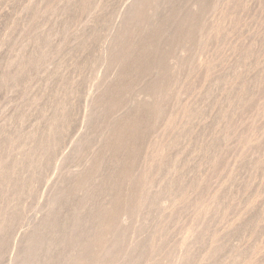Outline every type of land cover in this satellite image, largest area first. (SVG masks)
I'll return each mask as SVG.
<instances>
[{
  "label": "rangeland",
  "instance_id": "rangeland-1",
  "mask_svg": "<svg viewBox=\"0 0 264 264\" xmlns=\"http://www.w3.org/2000/svg\"><path fill=\"white\" fill-rule=\"evenodd\" d=\"M0 168V264H264V0H0Z\"/></svg>",
  "mask_w": 264,
  "mask_h": 264
},
{
  "label": "bare ground",
  "instance_id": "bare-ground-1",
  "mask_svg": "<svg viewBox=\"0 0 264 264\" xmlns=\"http://www.w3.org/2000/svg\"><path fill=\"white\" fill-rule=\"evenodd\" d=\"M34 1H35V0H34ZM55 1H56V0H55ZM136 1H137V0H136ZM30 2H31V1H30ZM67 2H68V1H67ZM141 2H142V0H141ZM153 2H154V1H153ZM156 2H157V1H156ZM156 2H155V4H156ZM58 3H59V2H58ZM65 3H66V2H65ZM144 3H145V2H144ZM198 3H199V2H198ZM35 4H36V3H35ZM60 4H61V3H60ZM138 4H139V3H138ZM146 4H147V3H146ZM32 5H33V4H32ZM51 5H53V4H51ZM198 5H199V4H198ZM198 5H197V6H198ZM126 6H127V5H126ZM153 6H154V5H153ZM33 7H34V6H33ZM49 7H50V6H49ZM68 7H69V6H68ZM68 7H67V8H68ZM137 7H138V6H137ZM143 7H144V4H143ZM201 7H202V6H201ZM203 7H204V6H203ZM203 7H202V10H203ZM64 8H65V7H64ZM127 8H129V7H127ZM194 8H195V7H194ZM33 9H34V8H33ZM50 9H52V8H50ZM125 9H126V8H125ZM125 9H124V10H125ZM131 10H132V8H131ZM131 10H130V9H129V10L127 9V12H128V11L131 12ZM195 10H196V8H195ZM195 10H194V11H195ZM32 11H33V10H32ZM32 11H31V12H32ZM50 11H51V10H50ZM140 11H141V10H140ZM52 12H53V11H52ZM125 12H126V11H125ZM125 12H124V13H125ZM130 12H129V13H130ZM196 12H197V11H196ZM24 14H25V13H24ZM32 14H33V13H32ZM57 14H58V13H57ZM26 15H27V14H26ZM33 15H34V14H33ZM123 15H124V14H123ZM132 16H133V15H132ZM56 17H57V16H56ZM114 17H115V16H114ZM124 17H125V15H124ZM113 20H114V18H113ZM113 20H112V21H113ZM125 20H126V19H125ZM125 20H124V21H125ZM155 21H156V20H155ZM125 22H126V21H125ZM128 22H129V21H128ZM130 22H131V20H130ZM134 22H135V21H134ZM152 22H153V21H152ZM157 22H158V21H157ZM111 23H112V22H111ZM114 23H115V22H114ZM153 23H154V22H153ZM182 23H183V22H182ZM184 23H185V22H184ZM117 24H118V22H117ZM185 25H186V24H185ZM112 26H113V25H112ZM121 26H122V25H121ZM121 26H120V27H121ZM117 27H118V26H117ZM117 27H115V28H117ZM120 27L117 28V31L120 30ZM190 27H191V26H190ZM111 28H112V27H111ZM185 28H186V27H185ZM129 29H130V28H129ZM178 29H179V27H178ZM178 29H177V31H178L179 33L183 32L182 30H181V32H180ZM108 30H109V29H108ZM112 30H113V29H112ZM177 31H176V32H177ZM183 33H184V32H183ZM184 34H185V33H184ZM116 35H117V34H114V36H116ZM121 35H122V34H121ZM179 35H180V34H179ZM181 36H182V35H181ZM185 36H186V34H185ZM6 37H7V36H6ZM6 37H5V38H6ZM106 37H109V36L107 35ZM110 37H111V36H110ZM5 38H4V39H5ZM10 38H11V37H10ZM181 38H182V37H181ZM109 39H110V38H109ZM121 39H122V38H121ZM124 39H125V38H124ZM144 39H145V38H144ZM6 40H7V39H6ZM101 40H102V39H101ZM105 40H107V39H105ZM105 40H104V42H105ZM117 40H118V39H117ZM126 40H127V39H126ZM3 41H4V40H3ZM112 41H113V40H112ZM112 41L107 43V45H106V47H105V50H106V51H109V50H110V47H111L112 45H114V44L112 43ZM144 41H145V40H144ZM7 43H8V41H7ZM123 44H124V43H123ZM13 45H14V44H13ZM140 45H141V44H140ZM11 49H12V48H11ZM114 50H115V49H114ZM116 50H117V49H116ZM9 53H10V52H9ZM123 53H124V52H123ZM108 54H109V52H108ZM108 54H107V55H108ZM125 56H126V55H125ZM7 57H8V55H7ZM122 58H123V55H122ZM8 59H9V58H8ZM124 59H125V58H124ZM117 60H118V59H117ZM122 60H123V59H122ZM126 60L128 61V59H126ZM126 60H124V61H126ZM118 61H119V60H118ZM120 61H121V60H120ZM11 63H12V62H11ZM124 63H125V62H124ZM11 65L13 66L14 64H11ZM17 65H18V64H17ZM110 65H111V64H110ZM105 66H106V65H105ZM107 66H109V64H108ZM117 66H119V65H117ZM123 66H124V65H123ZM119 67H120V66H119ZM119 67H118V69H119ZM114 69H115V68H114ZM114 69H112V70H114ZM116 69H117V67H116ZM116 69H115V70H116ZM109 70H110V69H109ZM127 70H129V69H127ZM153 70H154V69H153ZM156 70H157V69H156ZM156 70H155V71H156ZM106 71H108V70H106ZM118 71H119V70H118ZM109 72H110V71H109ZM111 72H112V71H111ZM127 72H128V71H127ZM103 73H105V71H103ZM116 73H117V72H116ZM104 75H105V74H104ZM101 76H102V75H101ZM101 76H100V77H101ZM126 76H127V75H126ZM154 76H155V75H154ZM160 76H161V75H160ZM105 77H106V76H105ZM105 77H102V78H105ZM115 77H116V76H115ZM152 77H153V76H152ZM157 77H159V76H157ZM157 77H156V79H157ZM96 78H97V77H96ZM98 78H99V77H98ZM106 78H108V77H106ZM150 78H151V77H150ZM99 79H100V78H99ZM111 79H112V77H111ZM107 80H108V79H107ZM109 80H110V79H109ZM113 80H114V79H113ZM147 80H148V79H147ZM87 81H88V79H87ZM97 81H98V80H97ZM110 81H111V80H110ZM148 81L150 82V80H148ZM162 81H163V80H162ZM99 83H100V82H99ZM99 83H98V84H99ZM162 83H163V82H162ZM88 84H89V83H88ZM93 84H94V83H93ZM102 84H103V83H102ZM90 85H91V84H90ZM95 85H97V84H95ZM85 86H86V85H85ZM97 86H99V85H97ZM102 86H103V85H102ZM110 86H111V85H110ZM158 86H159V85H158ZM161 86H162V85H161ZM166 86H167V85H166ZM88 87H89V86H88ZM162 87H163V86H162ZM99 88H100V87H99ZM103 88H104V87H103ZM155 88H156V87H155ZM158 88H159V87H158ZM163 88H164V87H163ZM163 88H162V89H163ZM88 89H89V88H88ZM104 89H105V88H104ZM106 89H107V88H106ZM141 89H143V88H141ZM150 89H152V88H150ZM159 89H161V88H159ZM166 89H167V88H166ZM85 90H87V88H86ZM85 90H84V93H85ZM109 90H111V89H109ZM154 90H155V89H154ZM164 90H165V89H164ZM107 91H108V90H107ZM107 91H106V92H107ZM111 91H112V90H111ZM155 91H156V90H155ZM87 92H88V90H87ZM106 92H105V93H106ZM146 92H147V91H146ZM151 92H152V91H151ZM151 92H150V93H151ZM94 93H95V92H94ZM94 93H93V94H94ZM102 93H103V92H102ZM150 93L148 92V94H150ZM160 93H161V92H160ZM85 94H86V93H85ZM87 94H89V93H87ZM97 94H98V93H97ZM89 95H90V94H89ZM95 95H96V94H95ZM95 95H94V96H95ZM85 96H86V95H84V97H85ZM150 96H151V95H150ZM90 97H91V96H90ZM105 97H106V95H105ZM107 97H108V96H107ZM154 97H155V96H154ZM156 97H157V96H156ZM96 98H97V97H96ZM101 98H103V97H101ZM83 99H84V98H83V96H82V100H83ZM88 99H89V98H88ZM90 99H91V98H90ZM90 99H89V101H90ZM97 99H98V98H97ZM103 99H105V98H103ZM151 99H152V98H151ZM84 100L86 101V99H84ZM65 101H66V100H65ZM137 101H138V100H137ZM144 101H145V100H144ZM151 101H152V100H151ZM154 101H155V100H154ZM68 102H69V101H68ZM99 102H100V101H99ZM99 102H98V103H99ZM101 102H102V101H101ZM147 102H148V101H147ZM65 103H66V102H65ZM69 103H70V102H69ZM84 103H85V102H84ZM86 103H87V102H86ZM92 103H93V102H92ZM96 103H97V102H96ZM135 103H136V102H135ZM135 103H134V104H135ZM138 103H141V102L138 101ZM138 103H137V104H138ZM94 104H95V103H94ZM141 104H142V103H141ZM148 104H149V103H148ZM150 104H151V103H150ZM150 104H149V105H150ZM154 104H155V103H154ZM63 105H64V104H63ZM66 105H67V104H66ZM88 105H89V104H88ZM97 105H98V104H97ZM139 105H140V104H139ZM143 105H144V103H143ZM143 105H142V106H143ZM149 105H148V106H149ZM61 106H62V105H61ZM94 106H95V105H94ZM115 106H116V105H115ZM124 106H125V105H124ZM63 107H64V106H63ZM88 107H89V106H88ZM98 107H99V106H98ZM136 107H137V106H136ZM150 107H151V106H149V108H150ZM154 107H155V106H154ZM86 108H87V107H86ZM94 108H95V107H94ZM58 109H59V108H58ZM58 109H57V112H58ZM65 109H66V108H65ZM82 109H83V107H82ZM89 109H90V108H89ZM95 109H97V108H95ZM110 109H111V108H110ZM133 109H135V108H133ZM137 109H139V108H137ZM152 109H153V107H152ZM55 110H56V109H55ZM111 110H112V109H111ZM113 110H114V109H113ZM50 111H51V109H50ZM61 111H62V110H61ZM63 111H64V110H63ZM82 111H83V110H82ZM87 111H88V110H87ZM93 111H94V110H93ZM115 111H116V110H115ZM148 111H149V110H148ZM53 112H54V111H53ZM55 112H56V111H55ZM94 112H95V111H94ZM150 112H151V110H150ZM47 113H48V112H47ZM49 113H50V112H49ZM51 113H52V112H51ZM59 113H60V112H59ZM87 113H88V112H87ZM89 113H90V111H89ZM91 113H92V112H91ZM141 113H142V112H141ZM147 113H148V112H147ZM55 114H56V113H55ZM65 114H66V113H65ZM77 114H78V113H77ZM84 114H85V113H84ZM94 114H95V113H94ZM148 114H149V113H148ZM45 115H46V114H45ZM45 115H44V116H45ZM52 115H53V114H52ZM52 115H51V116H52ZM59 115H60V114H59ZM62 115H63V113H62ZM81 115H82V114H81ZM89 115H91V114H89ZM53 116H54V115H53ZM133 116H134V115H133ZM46 117H47V115H46ZM46 117H45V118H46ZM65 117H66V116H65ZM109 117H110V116H109ZM112 117H113V116H112ZM130 117H131V116H129V118H130ZM48 118H49V117H48ZM52 118H53V117H52ZM61 118H62V117H61ZM61 118H60V120H61ZM78 118H79V117L77 116V119H78ZM88 118H89V117H88ZM117 118H118V117H117ZM139 118H140V117H139ZM56 119H57V118H56ZM62 119H63V118H62ZM112 119H113V118H112ZM133 119H135V117H134ZM136 119H137V118H136ZM143 119H144V118H143ZM48 120H49V119H48ZM86 120H87V119H86ZM127 120H128V119H127ZM140 120H141V119H140ZM81 121H82V120H81ZM90 121H91V120H90ZM113 121H114V120H113ZM113 121H112V122H113ZM135 121H136V120H135ZM137 121H138V120H137ZM141 121H142V120H141ZM49 122H51V121H49ZM55 122H56V121H55ZM82 122H83V121H82ZM114 122H115V121H114ZM128 122H129V120H128ZM128 122H127V123H128ZM58 123H60V122H58ZM65 123H66V122H65ZM119 123H120V122H119ZM122 123H123V122H122ZM80 124H81V123H80ZM117 124H118V123H117ZM120 124H121V123H120ZM131 124H133V123H131ZM53 125H54V124H53ZM56 125H57V124H56ZM56 125H55V126H56ZM59 125H61V123H60ZM123 125H124V124H123ZM129 125H130V124H129ZM129 125H127V126H129ZM133 125H134V124H133ZM138 125H139V124H138ZM51 126H52V125H51ZM67 126H68V125H67ZM67 126H66V128H67ZM74 126H75V125H74ZM84 126H85V125H84ZM112 126H113V125H112ZM119 126H120V125H119ZM60 127H61V126H60ZM60 127H59V128H60ZM63 127H64V126H63ZM76 127H77V126H76ZM85 127H86V126H85ZM85 127H84V128H85ZM110 127H111V126H110ZM113 127H114V126H113ZM125 127H126V126H125ZM136 127H137V126H136ZM80 128L82 129L81 126H80ZM80 128H79V130H80ZM86 128H88V127H86ZM47 129H48V128H47ZM57 129H58V128H57ZM125 129H126V128H125ZM59 130H60V129H59ZM63 130H64V128H63ZM70 130H71V129H70ZM77 130H78V129H77ZM85 130H86V129H85ZM85 130H84V131H85ZM113 130H114V129H113ZM123 130H124V128H123ZM126 130H127V129H126ZM47 131H48V130H47ZM60 131H62V129H61ZM84 131H82V132H84ZM107 131H108V130H107ZM110 131H112V130H110ZM116 131H117V130H116ZM49 132H51V131H49ZM52 132H53V131H52ZM67 132H68V131H67ZM74 132H75V131H74ZM74 132H72V133H74ZM80 132H81V131H80ZM85 132H86V131H85ZM88 132H89V130H88ZM47 133H48V132H47ZM65 133H66V132H65ZM89 133H90V132H89ZM108 133H109V132H107V134H108ZM113 133H114V132H113ZM127 133H128V132H127ZM42 134H43V133H42ZM107 134H106V135H107ZM47 135H48V134H47ZM81 135H82V134H81ZM111 135H112V134H111ZM118 135H119V134H118ZM124 135H125V134H124ZM140 135H141V134H140ZM44 136H45V135H44ZM75 136H76V135H75ZM84 136H85V135H84ZM108 136H110V135H108ZM108 136H107V137H108ZM113 136H114V134H113ZM126 136H127V135H126ZM126 136H125V137H126ZM136 136H137V134H136ZM138 136H139V135H138ZM86 137H87V135H86ZM86 137H85V138H86ZM110 137H111V136H110ZM110 137H109V138H110ZM116 137H117V136H116ZM119 137H121V136H119ZM119 137H118V138H119ZM133 137H134V136H133ZM114 138H115V137H114ZM127 138H128V137H126V139H127ZM47 139H48V138H47ZM65 139H66V138H65ZM122 139H123V138H122ZM126 139H124V140H126ZM128 139H129V138H128ZM133 139H134V138H133ZM105 140H106V139H105ZM117 140H118V139H117ZM117 140H116V141H117ZM120 140H121V139H120ZM81 141H82V140H81ZM81 141H80V142H81ZM109 141H110V140H109ZM135 141H136V140H135ZM75 142H77V141H75ZM87 142H88V141H87ZM98 142H99V141H98ZM98 142H97V143H98ZM100 142H101V141H100ZM107 142H108V141H107ZM111 142H113V141H111ZM117 142H119V140H118ZM58 143H59V142H58ZM81 143H82V142H81ZM81 143H79V144H81ZM113 143H114V142H113ZM63 144H64V143H63ZM117 144H118V143H117ZM128 144H129V143H128ZM76 145H77V144H76ZM76 145H75V147H76ZM104 145H105V143H104ZM104 145H103V146H104ZM111 145H112V144H111ZM120 145H121V144H120ZM124 145H125V144H124ZM62 146H64V145H62ZM107 146H108V145H107ZM117 146H119V145H117ZM162 146H163V145H162ZM72 147H73V146H72ZM77 147H78V145H77ZM77 147H76V148H77ZM111 147H112V146H111ZM114 147H115V146H114ZM114 147H113V148H114ZM123 147H124V146H123ZM73 148H74V147H73ZM115 148H116V147H115ZM128 148H129V147H128ZM161 148H162V147H161ZM167 148L169 149V147H167ZM64 149H65V148H64ZM109 149H110V148H109ZM157 149H158V148H157ZM77 150H78V149H77ZM111 150H113V149H111ZM121 150H122V149H121ZM161 150H162V149H161ZM163 150H164V149H163ZM113 151H114V150H113ZM113 151H112V152H113ZM115 151H116V150H115ZM164 151H165V150H164ZM166 151H167V150H166ZM63 152H64V151H63ZM112 152H111V153H112ZM117 152H119V151H116V153H117ZM120 152H121V151H120ZM120 152H119V153H120ZM131 152H132V151H131ZM74 153H75V152H74ZM106 153H107V152H106ZM145 153H146V152H145ZM121 154H122V153H121ZM124 154H125V153H124ZM130 154L133 155V153H130ZM162 154H163V153H162ZM39 155H40V154H39ZM68 155H69V154H67L66 156H68ZM71 155H72V154H71ZM89 155H90V154H89ZM147 155H148V154H147ZM155 155H156V154H155ZM155 155H154V156H155ZM18 156H19V155H18ZM73 156H74V155H73ZM86 156H87V155H86ZM112 156H113V155H112ZM130 156H131V155H130ZM38 157H39V156H38ZM71 157H72V156H71ZM127 157H128V156H127ZM127 157H126V158H127ZM135 157H136V154H135ZM145 157H146V156H145ZM65 158H66V157H65ZM111 158H112V157H111ZM120 158H123V157L120 156ZM124 158H125V157H124ZM126 158H125V159H126ZM143 158H144V157H143ZM63 159H64V158H63ZM70 159H71V158H70ZM113 159H115V158L113 157ZM129 159H130V158H129ZM134 159H135V158H134ZM136 159H137V158H136ZM88 160H89V159H88ZM119 160H120V159H119ZM119 160H118V161H119ZM131 160H132V159H131ZM146 160H147V159H146ZM160 160H162V159H160ZM113 161H116V159L113 160ZM123 161H124V160H123ZM133 161H134V160H133ZM133 161H132V163L135 162V161H134V162H133ZM142 161H143V160H142ZM144 161H145V159H144ZM63 162H65V161H63ZM69 162H70V161H69ZM128 162H129V160H128ZM82 163H83V162H82ZM114 163H115V162H113L112 164H114ZM117 163H118V162H117ZM125 163H126V161H125ZM160 163H161V162H160ZM62 164H63V163H62ZM121 164H123V163L121 162ZM126 164H127V163H126ZM149 164H150V163H149ZM84 165H85V164H84ZM130 165H131V163H130ZM130 165H129V166H130ZM133 165H134V164H133ZM59 166H60V165H59ZM72 166H73V165H72ZM86 166H87V165H86ZM111 166H112V165H111ZM129 166H128V167H129ZM155 166H156V165H155ZM60 167H61V166H60ZM116 167H117V166H116ZM55 168H56V167H55ZM64 168H65V167H64ZM77 168H78V167H77ZM84 168H85V167H84ZM126 168H127V167H126ZM170 168H171V167H170ZM0 169H1V168H0ZM75 169H76V168H75ZM114 169H115V168H114ZM124 169H125V168H124ZM129 169H130V168H129ZM175 169H176V168H175ZM67 170H68V169H67ZM112 170H113V169H112ZM131 170H132V168H131ZM151 170H153V169H151ZM59 171H60V170H59ZM59 171H58V172H59ZM76 171H77V169H76ZM132 171H133V170H132ZM144 171H145V170H144ZM55 172H56V171H55ZM129 172H131V171H129ZM147 172H148V170H147ZM67 173H68V172H67ZM77 174H78V173H77ZM81 175H82V174H81ZM121 175H122V174H121ZM128 175H129V174H128ZM132 175H133V174H132ZM90 176H91V175H90ZM95 176H96V175H95ZM99 176H100V175H99ZM130 176H131V175H130ZM133 176H134V175H133ZM169 176H170V175H169ZM52 177H53V176H52ZM82 177H83V176H82ZM84 177H85V176H84ZM105 177H108V176H105ZM117 177H118V176H117ZM56 178H57V177H56ZM93 178H94V177H93ZM127 178H128V177H127ZM94 179H95V178H94ZM94 179H93V180H94ZM99 179H100V178H99ZM119 179H120V177H119ZM121 179H122V178H121ZM121 179H120V181L122 182ZM100 180H101V179H100ZM128 180H129V179H128ZM128 180H127V181H128ZM123 181H124V178H123ZM124 182H125V181H124ZM131 182H132V180H131ZM169 182H170V181H169ZM78 183H79V182H78ZM80 183H81V182H80ZM129 183H130V182H129ZM139 183H140V182H139ZM141 183H142V182H141ZM47 184H48V183H47ZM73 184H74V182H73ZM142 184H143V183H142ZM167 184H169V183H167ZM76 185H78V184H76ZM126 185H127V184H126ZM132 185H133V184H132ZM176 185H177V184H176ZM81 186H82V185H81ZM129 186H130V185H129ZM165 186H166V185H165ZM184 186H185V185H184ZM7 187H8V186H7ZM111 187H112V186H111ZM114 188H115V186L113 187V189H114ZM131 188H133V187L131 186ZM111 189H112V188H111ZM134 189H135V188H134ZM136 189H137V187H136ZM119 190H120V189H119ZM130 190H132V189H130ZM179 190H180V189H179ZM112 191H115V190H112ZM120 191H121V190H120ZM110 192H111V190H110ZM117 192H118V190H117ZM131 193H132V192H131ZM116 194H117V193H116ZM109 195H110V194H109ZM118 195H120V194H118ZM103 196H104V195H103ZM103 196H102V197H103ZM120 196H121V195H120ZM120 196H119V198H120ZM100 197H101V196H100ZM100 197H99V199H100ZM123 198H125V197H123ZM99 199H98V200H99ZM120 200H121V199H120ZM117 201H118V200H117ZM137 202H139V201H137ZM58 203H59V202H58ZM107 205H108V204H107ZM108 206H109V205H108ZM121 206H122V205H121ZM57 207H58V206H57ZM2 211H3V210H2ZM115 211H116V210H115ZM0 212H1V211H0ZM40 212H41V211H40ZM58 212H59V211H58ZM107 214H108V212H107ZM37 215H38V214H37ZM99 215H100V214H99ZM38 216H39V215H38ZM58 216H59V215H58ZM92 216H94V215H92ZM97 216H98V214H97ZM100 216H101V215H100ZM100 216H99V217H100ZM97 218H98V217H97ZM124 218H125V217H124ZM42 219H43V218H42ZM104 219H105V217H104ZM2 221H3V220H1V224H3ZM33 221H34V220H33ZM125 221H126V220H125ZM34 222H35V221H34ZM42 222H43V221H42ZM114 222H115V221H114ZM53 223H54V222H53ZM100 223H101V222H100ZM1 226H3V225H1ZM118 226H119V224H118ZM118 226H117V228H118ZM4 227H5V226H4ZM117 228H115V229H117ZM95 229H96V228H95ZM118 229H119V228H118ZM35 230H36V229H35ZM95 231H96V230H95ZM78 232H79V231H78ZM108 232H109V230H108ZM115 232H116V231H115ZM37 233H38V232H37ZM83 233H84V232H83ZM94 233H95V232H94ZM111 233H112V232H111ZM113 234H114V233H113ZM30 235H31V234H30ZM101 235H102V234H101ZM111 235H112V234H111ZM92 236H93V235H92ZM48 237H49V236H48ZM49 238H51V237H49ZM76 238H77V237H76ZM132 238H133V237H132ZM134 238H135V237H134ZM137 238H138V236H137ZM137 238H136V239H137ZM140 238H141V237H140ZM142 238H143V237H142ZM142 238H141L140 240H142ZM74 239H75V238H74ZM129 239H130V238H129ZM151 239H153V238H151ZM37 240H39V239H37ZM46 240H47V238H46ZM78 240H79V238L77 239V241H78ZM82 240H83V239H82ZM3 241H4V240H3ZM44 241H45V240H44ZM86 241H87V239H86ZM37 242H40V243H41V240H40V241H37ZM47 242H48V241H47ZM136 242H137V240H136ZM136 242H135V243H136ZM143 242H144V244H145V241H143ZM149 242H150V241H149ZM151 242H152V241H151ZM40 243H39V244H40ZM42 243H43V242H42ZM53 243H54V242H53ZM89 243H90V242H89ZM141 243H142V242H141ZM43 244H45V243H43ZM133 244H134V242H133ZM136 244H137V243H136ZM151 244H153V243H151ZM14 245H15V243L13 244V246H14ZM25 245H26V244H25ZM31 245H32V244H31ZM45 245H47V244H45ZM49 245H50V244H49ZM131 245H132V244H131ZM134 245H135V244H134ZM15 246H16V245H15ZM47 246H48V245H47ZM97 246H98V244H97ZM126 246H127V245H126ZM139 246H140V245H139ZM144 246H145V245H144ZM67 247H68V246H67ZM135 247H137V246H135ZM2 248H3V246H2ZM46 248H47V247H46ZM48 248H49V247H48ZM87 248H88V247H87ZM127 248H129V247H127ZM133 248H134V247H133ZM141 248H142V246H141ZM181 248H182V247H181ZM80 249H81V248H80ZM100 249H101V248H100ZM136 249H137V248H136ZM139 249H140V248H139ZM18 250H19V249H18ZM97 250H98V249H97ZM128 250H129V249H128ZM133 250L135 251V249H133ZM140 250H141V249H140ZM67 251H68V250H67ZM76 251H77V250H76ZM103 251H104V250H103ZM108 251H109V250H108ZM125 251H126V250H124V252H125ZM131 251H132V250H131ZM93 252H94V251H93ZM96 252H97V251H95L94 254H96ZM106 252H107V251H106ZM122 252H123V250H122ZM124 252H123V253H124ZM135 252H138V251H135ZM184 252H185V249H184ZM187 252H188V251H187ZM74 253H75V252H74ZM108 253H109V252H108ZM119 253H120V252H119ZM126 253H127V252H126ZM129 253H130V252H128V255H129ZM213 253H214V252H213ZM94 254H93V255H94ZM131 254H132V253H131ZM179 254H180V252H179ZM21 255H22V254H21ZM40 255H41V254H40ZM69 255H70V254H69ZM93 255H92V256H93ZM104 255H105V254H104ZM117 255H118V254H117ZM138 255H139V254H138ZM180 255H182V254H180ZM180 255H178V256H180ZM184 255H186V254H184ZM187 255H188V254H187ZM9 256H11V255H9ZM23 256H24V255H23ZM80 256H81V255H80ZM89 256H90V255H89ZM99 256H100V254H99ZM133 256H134V253H133ZM133 256H130L132 260H133V258H132ZM135 256H136V255H135ZM135 256H134V257H135ZM182 256H183V255H182ZM69 257H70V256H69ZM90 257H91V256H90ZM94 257H95V256H94ZM121 257H122V256H121ZM180 257H181V256H180ZM203 257H204V256H203ZM20 258H21V257H20ZM96 258H97V257H96ZM125 258H126V257H125ZM128 258H129V257H128ZM147 258H148V257H147ZM18 259H19V258H18ZM97 259H99V258H97ZM119 259H120V258H119ZM134 259H135V258H134ZM145 259H146V258H145ZM145 259H143V260H145ZM177 259L179 260V258H177ZM205 259H206V258H205ZM205 259H204V260H205ZM120 260H121V259H120ZM120 260H119V261H120ZM128 260H129V259H128ZM132 260H129V261H132ZM137 260H138V259H137ZM143 260L141 259V261H143ZM180 260H181V258H180ZM12 261H13V258H11L10 262H12ZM107 261H109V260H107ZM110 261H111V260H110ZM115 261H116V260H115ZM115 261H114V262H115ZM133 261H134V260H133ZM133 261H132V262H133ZM139 261H140V260H139ZM145 261H146V260H145ZM150 261H151V260H150ZM5 262H6V261H5ZM72 262H73V261H72ZM90 262H91V261H90ZM92 262H93V260H92ZM124 262H126V261L124 260ZM178 262H180V261H178ZM181 262H182V261H181ZM181 262H180V263H181ZM94 263H95V262H94ZM116 263H117V262H116ZM134 263H136V262L134 261ZM145 263H146V262H145ZM149 263H152V262H149ZM183 263H184V262H183ZM185 263H186V262H185ZM22 264H23V262H22ZM68 264H69V263H68ZM100 264H101V263H100ZM102 264H104V262H103ZM113 264H114V263H113ZM123 264H124V263H123ZM128 264H129V262H128ZM139 264H140V263H139ZM141 264H143V263H141ZM147 264H148V263H147Z\"/></svg>",
  "mask_w": 264,
  "mask_h": 264
}]
</instances>
